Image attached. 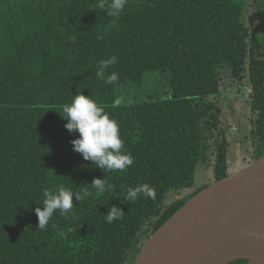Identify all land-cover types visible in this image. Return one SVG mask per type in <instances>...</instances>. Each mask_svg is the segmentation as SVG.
Listing matches in <instances>:
<instances>
[{"label": "trees", "instance_id": "trees-1", "mask_svg": "<svg viewBox=\"0 0 264 264\" xmlns=\"http://www.w3.org/2000/svg\"><path fill=\"white\" fill-rule=\"evenodd\" d=\"M246 2L128 0L117 18L100 0H0V264H132L208 187L165 206L169 194L193 189L199 165L211 164L214 182L228 177L217 102L223 75L250 88V142L255 160L264 154V0L254 26ZM112 55L118 62L105 75L119 78L109 85L96 71ZM154 75L167 83L164 94L113 106L119 89ZM80 92L118 122L123 151L134 158L123 172L106 174L72 150L78 133L57 112ZM94 178L108 181L104 193L91 187ZM142 183L155 199L121 203ZM61 185L92 194L73 197V210L54 212L41 230L35 209ZM113 205L125 215L107 223Z\"/></svg>", "mask_w": 264, "mask_h": 264}, {"label": "water", "instance_id": "water-1", "mask_svg": "<svg viewBox=\"0 0 264 264\" xmlns=\"http://www.w3.org/2000/svg\"><path fill=\"white\" fill-rule=\"evenodd\" d=\"M264 264V154L189 199L132 264Z\"/></svg>", "mask_w": 264, "mask_h": 264}, {"label": "clouds", "instance_id": "clouds-1", "mask_svg": "<svg viewBox=\"0 0 264 264\" xmlns=\"http://www.w3.org/2000/svg\"><path fill=\"white\" fill-rule=\"evenodd\" d=\"M128 0H100L99 8L110 17H119L123 12ZM118 62V58L112 55L108 59L101 60L97 65L96 77L106 84H114L118 80V74L112 72L105 75L106 69ZM121 100L114 101V107H118ZM56 112V111H55ZM66 121L65 129L71 133H78V136L70 141L72 150L79 153L83 160L90 161L92 165L101 169L106 174L112 171L123 172L131 167L134 158L131 153L123 151L124 142L120 136L118 122L111 118L105 110L97 104L90 95L86 96L81 92L75 95L70 103L61 106L57 112ZM108 181L103 178H94L91 187L98 194L106 191ZM121 203L136 201L143 196L145 199H155L156 190L147 183L135 187H128ZM92 193L87 189L73 191L65 189L62 185L57 186L55 191H45L42 208L37 207L35 214L38 218L37 228L45 230L54 212L59 211L63 215L70 213L73 208V197L79 203L86 200ZM125 213L113 205L107 212L106 222L112 223L120 220Z\"/></svg>", "mask_w": 264, "mask_h": 264}, {"label": "rangeland", "instance_id": "rangeland-1", "mask_svg": "<svg viewBox=\"0 0 264 264\" xmlns=\"http://www.w3.org/2000/svg\"><path fill=\"white\" fill-rule=\"evenodd\" d=\"M261 0H247L245 12L249 16V26L256 24V17ZM223 88L219 97L220 124L219 129L224 132L227 148V175H236L248 168L254 161V149L250 142L251 115L248 103L250 88L246 82L236 84L232 79L223 75ZM167 91V83L159 75L150 76L142 87L126 86L118 90V98L122 102H133L145 99L154 93L164 94ZM216 134V132H215ZM213 146V141H211ZM214 183L211 164L199 165L191 190L171 193L166 197L165 206L174 200L188 195L191 191L202 186H209ZM145 244V242H144ZM143 247V246H142ZM136 259V258H135Z\"/></svg>", "mask_w": 264, "mask_h": 264}]
</instances>
